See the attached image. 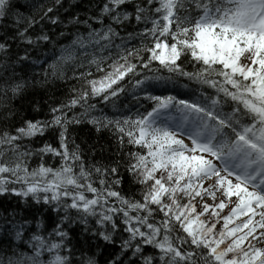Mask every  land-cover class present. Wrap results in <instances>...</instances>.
<instances>
[{
	"label": "snow or ice",
	"instance_id": "1",
	"mask_svg": "<svg viewBox=\"0 0 264 264\" xmlns=\"http://www.w3.org/2000/svg\"><path fill=\"white\" fill-rule=\"evenodd\" d=\"M0 264H264V0H0Z\"/></svg>",
	"mask_w": 264,
	"mask_h": 264
},
{
	"label": "trees",
	"instance_id": "2",
	"mask_svg": "<svg viewBox=\"0 0 264 264\" xmlns=\"http://www.w3.org/2000/svg\"><path fill=\"white\" fill-rule=\"evenodd\" d=\"M188 83L187 81H183ZM193 87H195V85H192ZM80 136L86 140L88 143H92L93 141L96 140V133L94 132V130H92L89 126L85 125L83 126L80 130ZM107 139V134H104V137L102 138V141ZM125 190L127 191V185H125Z\"/></svg>",
	"mask_w": 264,
	"mask_h": 264
}]
</instances>
